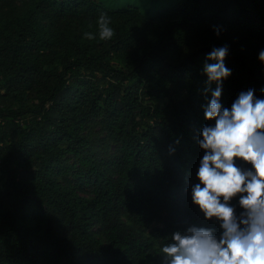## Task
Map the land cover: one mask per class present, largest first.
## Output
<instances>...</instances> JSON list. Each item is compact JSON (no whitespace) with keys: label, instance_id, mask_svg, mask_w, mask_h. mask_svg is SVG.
<instances>
[{"label":"trees","instance_id":"16d2710c","mask_svg":"<svg viewBox=\"0 0 264 264\" xmlns=\"http://www.w3.org/2000/svg\"><path fill=\"white\" fill-rule=\"evenodd\" d=\"M124 1L0 0V264H164L175 232L223 231L192 200L215 125L204 65L227 45L222 106L249 89L264 99V0H177L151 16Z\"/></svg>","mask_w":264,"mask_h":264},{"label":"clouds","instance_id":"9594fccd","mask_svg":"<svg viewBox=\"0 0 264 264\" xmlns=\"http://www.w3.org/2000/svg\"><path fill=\"white\" fill-rule=\"evenodd\" d=\"M110 24L107 13H101L100 40L114 37ZM85 37L95 38L91 32ZM228 54L227 45L213 48L207 60L216 62L204 65L208 77L204 92L210 91L212 97L205 117L215 125L202 129L198 143L205 154L197 173L200 183L192 187L193 202L208 220L215 217L223 231L217 238L214 229L193 224L186 232H175L161 250L164 264H264V99L249 89L239 94L230 110L222 106L223 81L232 75L224 62ZM259 60L264 62V50ZM213 82L215 90L210 87ZM237 158L254 171L238 167ZM238 194L244 209L239 216L229 204Z\"/></svg>","mask_w":264,"mask_h":264},{"label":"rangeland","instance_id":"374dc122","mask_svg":"<svg viewBox=\"0 0 264 264\" xmlns=\"http://www.w3.org/2000/svg\"><path fill=\"white\" fill-rule=\"evenodd\" d=\"M107 5L109 6H116V5H122L124 3V0H104ZM128 2L131 1V3L141 9L143 13H145L147 16L153 15L157 10L161 9L162 7H167L175 3L177 0H127ZM88 131L91 134V141L93 142V147L97 151L101 149L102 142L101 139L103 137L102 134H99V129L92 128V126L88 129Z\"/></svg>","mask_w":264,"mask_h":264}]
</instances>
